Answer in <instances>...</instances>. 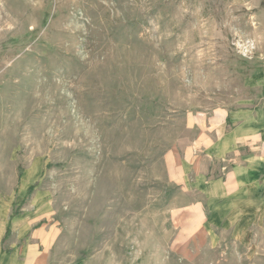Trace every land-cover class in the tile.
Masks as SVG:
<instances>
[{
	"label": "rangeland",
	"instance_id": "rangeland-1",
	"mask_svg": "<svg viewBox=\"0 0 264 264\" xmlns=\"http://www.w3.org/2000/svg\"><path fill=\"white\" fill-rule=\"evenodd\" d=\"M263 71L264 0H0V220L42 264H250L185 241L180 157Z\"/></svg>",
	"mask_w": 264,
	"mask_h": 264
},
{
	"label": "crops",
	"instance_id": "crops-1",
	"mask_svg": "<svg viewBox=\"0 0 264 264\" xmlns=\"http://www.w3.org/2000/svg\"><path fill=\"white\" fill-rule=\"evenodd\" d=\"M254 81L253 96L219 110L213 136L183 151L181 210L186 242L231 243L240 259L264 264V71ZM29 225L26 216L0 220V264H42ZM8 227L14 234L6 246Z\"/></svg>",
	"mask_w": 264,
	"mask_h": 264
}]
</instances>
